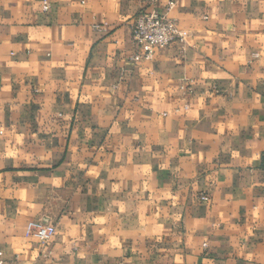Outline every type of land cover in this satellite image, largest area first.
<instances>
[{
	"label": "crops",
	"instance_id": "obj_1",
	"mask_svg": "<svg viewBox=\"0 0 264 264\" xmlns=\"http://www.w3.org/2000/svg\"><path fill=\"white\" fill-rule=\"evenodd\" d=\"M50 3L0 0L4 258L264 264V0H159L186 41L139 62L141 0Z\"/></svg>",
	"mask_w": 264,
	"mask_h": 264
},
{
	"label": "built area",
	"instance_id": "obj_2",
	"mask_svg": "<svg viewBox=\"0 0 264 264\" xmlns=\"http://www.w3.org/2000/svg\"><path fill=\"white\" fill-rule=\"evenodd\" d=\"M147 7L140 11L133 20L132 37L139 53L133 58L134 61H153L156 51L178 43L184 46L186 33L182 32L176 21L166 13L157 9L159 0H141ZM175 6V2L169 1L168 10ZM44 10L51 9L50 0H44ZM152 10H149V9ZM205 202L209 197L202 196ZM28 233L36 237L43 244H47L56 235V226L43 221H32L28 224ZM0 264H13L8 262L0 250Z\"/></svg>",
	"mask_w": 264,
	"mask_h": 264
}]
</instances>
